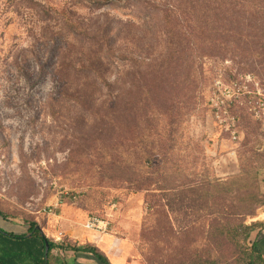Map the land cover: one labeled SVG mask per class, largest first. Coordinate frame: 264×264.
Segmentation results:
<instances>
[{
	"label": "rangeland",
	"instance_id": "374dc122",
	"mask_svg": "<svg viewBox=\"0 0 264 264\" xmlns=\"http://www.w3.org/2000/svg\"><path fill=\"white\" fill-rule=\"evenodd\" d=\"M252 2L255 35L245 21L226 47L198 46L195 65L166 78L144 64L159 62L170 39L178 49L176 15L164 8L174 0H0V219L35 221L53 240L107 215L112 230L91 234L123 239L140 264H245L260 226L247 238L215 228L223 207L208 215L186 193H159L151 165L179 167L176 184L248 168L264 193V0ZM204 25L223 31L195 20ZM106 26L111 43L100 49L93 34ZM140 179L150 189L136 192ZM254 222L264 224V207L244 219Z\"/></svg>",
	"mask_w": 264,
	"mask_h": 264
},
{
	"label": "trees",
	"instance_id": "16d2710c",
	"mask_svg": "<svg viewBox=\"0 0 264 264\" xmlns=\"http://www.w3.org/2000/svg\"><path fill=\"white\" fill-rule=\"evenodd\" d=\"M73 4L88 3L89 5L99 8L104 4L114 2L115 0H71ZM177 5L175 7L166 8L167 16L170 17L172 13L176 15L175 32L178 33L175 42L178 46L177 51L172 46L173 39H170L167 50L159 57V62L156 60L149 61L144 65L147 66L148 71L154 66L161 69V77L168 78L170 73L182 71L186 67L195 65V59L198 57V46L202 52L204 48L211 50L219 49L225 42H230L226 36L228 33L240 32V27L247 24L251 34L257 30L259 14L254 11V6H244V3L252 4L254 0H174ZM237 3V4H236ZM248 8L250 15L247 17L246 13L239 11L240 8ZM153 8V7H152ZM182 9V11L180 10ZM243 11V9H242ZM172 15V16H173ZM249 18V19H248ZM195 20H211L214 24L217 23L218 29L223 31L220 33L211 34L208 28L202 32L195 28ZM246 21V24H245ZM208 23V21H206ZM71 27L77 28L76 25ZM85 35V34H84ZM87 36V35H85ZM95 38H99V47H109L111 37L108 36V27H104L101 35L93 34ZM226 40V41H225ZM237 40V39H236ZM201 42V43H199ZM210 42V43H209ZM232 42V41H231ZM209 43L208 46L206 44ZM227 43V44H228ZM73 47V46H68ZM221 49V48H220ZM97 55L93 62L102 66L101 58L98 52L94 50ZM89 60V59H88ZM72 62V61H70ZM139 72L141 65L136 62ZM97 66H90L93 74L100 78ZM72 68V67H71ZM159 71V70H158ZM159 75V74H158ZM160 78V77H158ZM161 79V78H160ZM169 81V79H167ZM152 173L161 178L159 184L157 183L156 190L159 193H166L169 191H179V193H186L191 198L192 204L197 207V210L204 209L210 215L212 208L223 207V223L215 228H243L244 237L247 238L251 231L257 226L264 228L261 222H254L252 224H245L244 219L254 216L257 208L264 207V193L260 191L258 182V173L251 169H242L240 173L226 180H221L215 177L204 175L199 182H183L176 184L175 180H169L170 176L180 171L179 167L169 169L168 160L162 159L158 164L151 165ZM140 179L135 185V191H144L150 189V183ZM158 180V179H156ZM187 196V195H186ZM184 198V197H183ZM188 198V197H187ZM218 200H221L218 203ZM219 212V210H218ZM216 223V217L213 218ZM219 221V220H217ZM28 230L24 234H14L6 232L0 228V264H50L49 255L53 248L72 249L74 251H83L91 253L101 264H111L106 255L100 251L95 245L85 244L83 246L76 245H60L51 239L46 238L42 233L40 226L35 221H28ZM214 228V227H213ZM47 246V250H46ZM255 241L252 242L249 249L245 264H262L263 258L260 254L254 252Z\"/></svg>",
	"mask_w": 264,
	"mask_h": 264
},
{
	"label": "crops",
	"instance_id": "0c3cea01",
	"mask_svg": "<svg viewBox=\"0 0 264 264\" xmlns=\"http://www.w3.org/2000/svg\"><path fill=\"white\" fill-rule=\"evenodd\" d=\"M1 225H6L9 228H2ZM0 228L14 234H24L28 230V226L13 224L2 219H0ZM40 229L46 238H48L49 228ZM77 229L75 233L72 229L62 228V230H59V233L63 234L62 240L56 243L60 245H76L78 247L89 243L102 251L111 264H140L139 261L134 259L133 250L123 239H116L113 235H105L101 239H98V236L83 230L81 226ZM125 234L127 238H131L132 231L130 229L126 230ZM57 236L54 234L51 237L53 239V237ZM254 252L262 256V264H264V228H260L259 233H257ZM49 262L50 264H101L91 253L74 251L72 249L63 250L59 247L51 250Z\"/></svg>",
	"mask_w": 264,
	"mask_h": 264
},
{
	"label": "built area",
	"instance_id": "2783aa9c",
	"mask_svg": "<svg viewBox=\"0 0 264 264\" xmlns=\"http://www.w3.org/2000/svg\"><path fill=\"white\" fill-rule=\"evenodd\" d=\"M1 165V159H0ZM112 208L116 207L115 203L111 204ZM82 227L85 231L96 232L99 234L108 233L112 230V221L110 216H105L104 218H99L98 216L90 215L86 218ZM63 234L59 233L57 237H53V241L59 242L62 240Z\"/></svg>",
	"mask_w": 264,
	"mask_h": 264
},
{
	"label": "water",
	"instance_id": "95a60500",
	"mask_svg": "<svg viewBox=\"0 0 264 264\" xmlns=\"http://www.w3.org/2000/svg\"><path fill=\"white\" fill-rule=\"evenodd\" d=\"M46 250H47V246H46Z\"/></svg>",
	"mask_w": 264,
	"mask_h": 264
}]
</instances>
